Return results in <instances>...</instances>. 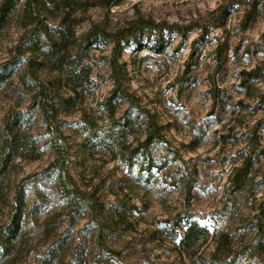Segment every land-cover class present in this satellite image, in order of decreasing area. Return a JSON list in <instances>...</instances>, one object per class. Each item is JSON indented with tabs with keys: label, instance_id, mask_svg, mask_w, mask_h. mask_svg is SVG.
<instances>
[{
	"label": "rangeland",
	"instance_id": "rangeland-1",
	"mask_svg": "<svg viewBox=\"0 0 264 264\" xmlns=\"http://www.w3.org/2000/svg\"><path fill=\"white\" fill-rule=\"evenodd\" d=\"M22 14L0 26V153L7 117L19 144L0 159V264H264V0L48 4L36 42ZM113 56L130 98L112 95ZM27 66L61 103L69 173L97 211L72 215L33 176L55 155ZM148 120L163 139L144 145ZM189 223L203 231L183 246Z\"/></svg>",
	"mask_w": 264,
	"mask_h": 264
},
{
	"label": "trees",
	"instance_id": "trees-1",
	"mask_svg": "<svg viewBox=\"0 0 264 264\" xmlns=\"http://www.w3.org/2000/svg\"><path fill=\"white\" fill-rule=\"evenodd\" d=\"M121 0H22V15L25 23L32 25V38L36 42L41 39L46 30L45 17L43 12L48 4H55L59 6L64 14L68 15L81 3L87 6L116 4ZM19 0H0V26L5 20L6 15L13 10L18 4ZM178 27L177 25H168V28ZM186 28V27H184ZM187 28H189L187 26ZM191 28V27H190ZM140 30V25L129 26L126 29L125 36H132ZM190 30V29H189ZM95 31L89 30L82 38L84 48L93 44L97 36ZM119 32L117 41L121 38ZM124 33V32H123ZM185 31L182 33L184 34ZM112 70L114 88L112 95H119L120 97L130 98L123 87V74L117 59L113 56L110 60ZM20 81L23 86L29 91L32 103L39 108L42 121L45 126L47 135V145L54 153L52 162L41 172L35 173L33 176L39 179H55L57 182L59 192L63 200L67 203L69 212L78 216L81 213L91 210L97 211L100 204L97 198L87 191L82 190L74 181L69 173L68 163V147L64 135L58 126V117L60 113L61 103L54 97L51 83L40 79L33 71V67H26L20 75ZM106 106H109L106 103ZM153 117V116H148ZM14 121L11 118L4 119L2 149L0 153L1 165H6L19 155L18 138L14 134ZM163 139L160 129L157 124L152 121H146V129L144 132L143 144H148L153 141ZM248 168L247 160L243 161L241 166L236 169L234 180L241 182L246 176ZM12 231L11 224L6 227L2 234ZM203 229L189 223L184 231V237L181 241L183 246H190L196 242L201 236Z\"/></svg>",
	"mask_w": 264,
	"mask_h": 264
}]
</instances>
